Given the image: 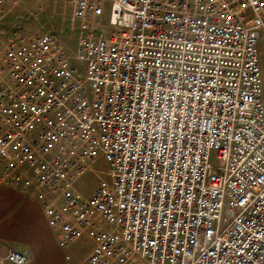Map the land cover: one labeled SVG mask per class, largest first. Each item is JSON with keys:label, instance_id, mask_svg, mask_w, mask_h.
<instances>
[{"label": "built area", "instance_id": "2783aa9c", "mask_svg": "<svg viewBox=\"0 0 264 264\" xmlns=\"http://www.w3.org/2000/svg\"><path fill=\"white\" fill-rule=\"evenodd\" d=\"M18 1L0 0V185L62 249L88 241L80 264H264V0H53L72 58L4 22Z\"/></svg>", "mask_w": 264, "mask_h": 264}, {"label": "rangeland", "instance_id": "374dc122", "mask_svg": "<svg viewBox=\"0 0 264 264\" xmlns=\"http://www.w3.org/2000/svg\"><path fill=\"white\" fill-rule=\"evenodd\" d=\"M15 1V0H13ZM43 4L42 10L36 12L35 8L37 4ZM10 5H7L8 8ZM16 10L7 12L4 16L5 23H14L16 28L21 34L31 35L42 31H49L56 36V39L62 45L64 51L71 58L73 57L77 30L71 29L68 24L70 18V12L68 9L64 10L54 3L53 0H29L27 2L18 1L16 3ZM35 12V13H34ZM108 18V11L105 10L104 14L100 18V22L106 24ZM261 53L260 63L262 69L263 79V98H264V49L262 45H259ZM108 169V165L102 158H98L90 168L80 177L75 183V187L80 193L86 194L92 191L96 182L97 176H104V172ZM26 195H21L14 190L6 186L0 185V198L10 202L11 200L25 199ZM3 206V205H2ZM8 214L7 210L0 208V224L6 218ZM28 224L22 223L21 220L12 223V228L7 230L4 228L0 233V248L8 249L10 245H22L27 233ZM48 229V228H47ZM54 236V235H53ZM55 238V237H54ZM56 242V239H55ZM86 255V249H83L76 257H72L71 260L66 261L67 264H77L83 260Z\"/></svg>", "mask_w": 264, "mask_h": 264}, {"label": "crops", "instance_id": "0c3cea01", "mask_svg": "<svg viewBox=\"0 0 264 264\" xmlns=\"http://www.w3.org/2000/svg\"><path fill=\"white\" fill-rule=\"evenodd\" d=\"M0 208L8 212L6 219L0 224V233L4 228L10 231L12 223L19 220L28 224L26 236L21 240L22 245L12 244L7 250L0 248V256L5 255L9 250H17L26 256L27 264H67L66 261L76 257L83 249H86V255L90 250V244L85 239L75 241L67 249L59 247L57 241L55 242V236L46 224L40 204L32 195H26L25 199L10 202L0 198ZM66 254L69 255L68 259L65 258Z\"/></svg>", "mask_w": 264, "mask_h": 264}]
</instances>
